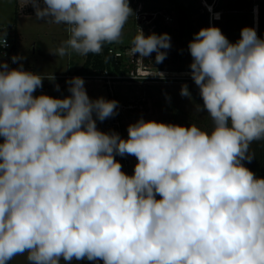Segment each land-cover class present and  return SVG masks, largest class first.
Listing matches in <instances>:
<instances>
[{
    "label": "clouds",
    "instance_id": "clouds-1",
    "mask_svg": "<svg viewBox=\"0 0 264 264\" xmlns=\"http://www.w3.org/2000/svg\"><path fill=\"white\" fill-rule=\"evenodd\" d=\"M28 4L37 20L67 26L69 38L51 52L60 57L100 54L121 42L135 15L129 0ZM170 41L139 28L128 55L155 52L159 64ZM188 51L203 100L196 111H207L211 131L141 117L126 139L97 128L118 101L91 99L82 77L66 81L70 96H35L54 74L0 58V264L25 253L28 264H264V178L243 163L255 157L251 144L264 141V39L244 27L232 43L209 26ZM180 95L191 99L187 84ZM116 155L135 156L132 175Z\"/></svg>",
    "mask_w": 264,
    "mask_h": 264
},
{
    "label": "rangeland",
    "instance_id": "rangeland-1",
    "mask_svg": "<svg viewBox=\"0 0 264 264\" xmlns=\"http://www.w3.org/2000/svg\"><path fill=\"white\" fill-rule=\"evenodd\" d=\"M181 7H175L171 0H129V6L135 15L128 18L124 25L121 42L115 43L114 49L124 52L130 49L131 41L142 29L147 36L167 33L171 37V48L162 63L155 62L156 53L142 60L137 56L123 54L121 58L124 74L114 72L82 75L84 87L91 99L100 97L109 99L112 96L118 101L116 115L103 122L97 120L100 131L116 132L122 138H127V128L143 117L144 120L189 126L195 123L202 130L210 132L212 120L207 111L197 112L196 106L203 105L199 88L189 75L192 57L188 51V44L195 33L201 28L218 27L227 39L235 43L240 39L241 29L253 27L257 35L264 39V0H178ZM184 4V5H183ZM154 5V8H151ZM43 6V5H41ZM19 16L15 21L16 9ZM209 7L212 9L209 12ZM183 10L185 11L183 13ZM141 11H153L152 20L145 21L139 16ZM219 19H215V14ZM0 23L15 24L20 33L22 47L23 68L42 76L54 74L55 80L63 77L67 81L80 68L86 55L72 52L71 55L60 57L51 52L67 40L70 33L63 24L48 23L37 20L35 9L28 0H0ZM161 51H164L163 49ZM116 58V57H115ZM164 73V77L159 76ZM54 85L45 91L36 90L33 95L46 94L53 97L56 85L62 84L45 80ZM187 84L191 99L180 95L181 86ZM95 118V117H94ZM2 140V138H0ZM254 146L251 144L250 149ZM127 159V164L124 159ZM115 159L121 163L122 171L128 165L129 175L133 174L137 163L135 156L116 155ZM159 198V197H157ZM27 253L14 257L8 264H28ZM60 264H68L61 259Z\"/></svg>",
    "mask_w": 264,
    "mask_h": 264
},
{
    "label": "trees",
    "instance_id": "trees-1",
    "mask_svg": "<svg viewBox=\"0 0 264 264\" xmlns=\"http://www.w3.org/2000/svg\"><path fill=\"white\" fill-rule=\"evenodd\" d=\"M146 1V0H144ZM143 0H140V3H142ZM172 3H174L175 7H181V3L178 0H171ZM184 5V4H183ZM154 5H151V8H154ZM185 11L183 10V13ZM19 16V10L18 7L16 9V15H15V21H17ZM115 43L112 44H105L103 46V50L100 54H93L89 53L86 55V60L84 64L78 68L74 75L68 76L70 77L69 79L77 76H82V75H87V76H93L95 74H103L105 73L108 74H113L114 72H119L120 74H124L126 69H122L121 66V61L117 60L114 56V53L110 52L111 48H114ZM110 58L105 61L106 57ZM68 79V80H69ZM189 80H192L191 78H188ZM43 80V86L42 88L38 89H47V88H52L54 85L49 84L47 82H44ZM67 80V81H68ZM62 83L59 86V91L55 90L53 92V97L54 98H64L67 96H70L71 94L68 91L69 85L66 83L65 79L61 77L58 80H55V82ZM108 100H114L112 96H109ZM250 151L255 153L254 159L249 163L248 161H243L244 165L249 168L255 175L259 178H264V141H254V146L250 149ZM124 163L127 164V159H124ZM129 167L128 165L124 167V172L129 175ZM68 264H103L102 261H88V260H73L71 262H67Z\"/></svg>",
    "mask_w": 264,
    "mask_h": 264
},
{
    "label": "built area",
    "instance_id": "built-area-1",
    "mask_svg": "<svg viewBox=\"0 0 264 264\" xmlns=\"http://www.w3.org/2000/svg\"><path fill=\"white\" fill-rule=\"evenodd\" d=\"M148 19V15H144ZM0 32H6V40H7V47H4L0 49V52L3 53L2 58L5 62L8 63L10 68H18L22 61H19L17 63H13L11 60V57L16 56H22V47L20 42V33L18 31V28L15 24H1L0 23ZM128 50L126 49L124 52L115 50L114 48L110 49V52L114 53V56L116 59L121 58L123 54H128ZM119 52L120 55L117 56L116 53ZM41 91H45V89H37Z\"/></svg>",
    "mask_w": 264,
    "mask_h": 264
},
{
    "label": "flooded vegetation",
    "instance_id": "flooded-vegetation-1",
    "mask_svg": "<svg viewBox=\"0 0 264 264\" xmlns=\"http://www.w3.org/2000/svg\"><path fill=\"white\" fill-rule=\"evenodd\" d=\"M157 14V12H153V11H141L139 13V16H141L142 18H144L145 21H149V20H152V15H155ZM144 15H148V19H145L146 17Z\"/></svg>",
    "mask_w": 264,
    "mask_h": 264
}]
</instances>
